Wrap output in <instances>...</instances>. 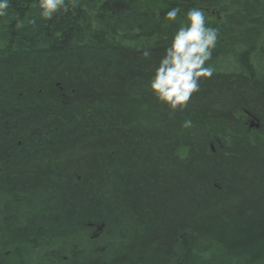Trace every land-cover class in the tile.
Here are the masks:
<instances>
[{"label":"trees","instance_id":"obj_1","mask_svg":"<svg viewBox=\"0 0 264 264\" xmlns=\"http://www.w3.org/2000/svg\"><path fill=\"white\" fill-rule=\"evenodd\" d=\"M175 6L219 40L173 113L147 84ZM26 15L0 19V264H264V0H80L17 31Z\"/></svg>","mask_w":264,"mask_h":264},{"label":"clouds","instance_id":"obj_2","mask_svg":"<svg viewBox=\"0 0 264 264\" xmlns=\"http://www.w3.org/2000/svg\"><path fill=\"white\" fill-rule=\"evenodd\" d=\"M37 15L16 18L15 29L19 31L29 25L35 26L37 17L52 21L59 14H67L80 6V0H34ZM11 0H0V19L9 15ZM182 19H178L180 17ZM164 19L178 24L170 43L148 81L147 87L157 103L171 112L183 111L190 99L200 91L201 78L208 79L216 72L212 59L213 50L219 40V29L211 27L203 7L193 6L186 11L180 6L171 7ZM147 59L150 52L143 53ZM193 121L186 119L182 128L191 129Z\"/></svg>","mask_w":264,"mask_h":264},{"label":"water","instance_id":"obj_3","mask_svg":"<svg viewBox=\"0 0 264 264\" xmlns=\"http://www.w3.org/2000/svg\"><path fill=\"white\" fill-rule=\"evenodd\" d=\"M250 127H251V128H256V129H258V128H259V125H258L257 123H255L254 121H252L251 124H250ZM102 228H103V226H101V227L98 228L97 233L94 234V236H93L94 238H95V237H98V235H99L100 231L102 230Z\"/></svg>","mask_w":264,"mask_h":264}]
</instances>
